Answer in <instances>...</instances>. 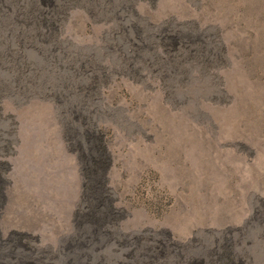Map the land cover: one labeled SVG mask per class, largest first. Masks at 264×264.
Returning <instances> with one entry per match:
<instances>
[{
    "label": "rangeland",
    "instance_id": "374dc122",
    "mask_svg": "<svg viewBox=\"0 0 264 264\" xmlns=\"http://www.w3.org/2000/svg\"><path fill=\"white\" fill-rule=\"evenodd\" d=\"M0 226L5 264H264V0H0Z\"/></svg>",
    "mask_w": 264,
    "mask_h": 264
},
{
    "label": "bare ground",
    "instance_id": "6f19581e",
    "mask_svg": "<svg viewBox=\"0 0 264 264\" xmlns=\"http://www.w3.org/2000/svg\"><path fill=\"white\" fill-rule=\"evenodd\" d=\"M38 190H40V189H38ZM45 192H46V190H45ZM40 193V192H39ZM43 193V192H42ZM58 203V202H57ZM7 208V207H6ZM5 211V210H4ZM9 211V210H8ZM5 213H6V211H5ZM35 217V216H34ZM1 227V226H0ZM58 227V226H57ZM17 237V236H16ZM4 241V239H3V237L1 236V232H0V242H3ZM231 250V249H230ZM234 252V251H233ZM235 253V252H234ZM233 254V253H232ZM229 255V254H228ZM230 256H231V254H230ZM226 257V256H225ZM228 257V256H227ZM8 258V257H7ZM4 259H5V257H4ZM234 259V258H233ZM3 260V259H2ZM232 260V259H231ZM47 261V260H46ZM40 262V261H39ZM48 262V261H47ZM44 263V262H43ZM43 263H41V264H43ZM0 264H5L3 261H1V259H0ZM34 264V263H33ZM232 264V263H231Z\"/></svg>",
    "mask_w": 264,
    "mask_h": 264
}]
</instances>
